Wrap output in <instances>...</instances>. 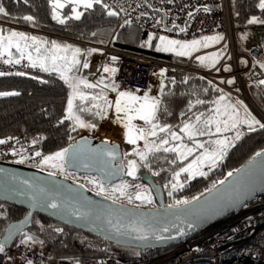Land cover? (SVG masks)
Instances as JSON below:
<instances>
[{
    "label": "snow or ice",
    "instance_id": "obj_1",
    "mask_svg": "<svg viewBox=\"0 0 264 264\" xmlns=\"http://www.w3.org/2000/svg\"><path fill=\"white\" fill-rule=\"evenodd\" d=\"M20 2L21 0H14V3L18 4ZM22 2L26 5L29 4V0H22ZM167 2L173 3L174 0H167ZM49 3L52 9V19L61 25L67 24L69 20H81L87 10H94L97 5L105 9L108 16L119 15L117 11L111 9L110 5L104 3V0H49ZM66 7L69 8L70 15L62 14L61 10ZM256 7L264 13V0H258ZM81 9L84 11H81ZM201 10L209 12L211 9L207 7L196 9L197 12ZM141 15L147 16L148 14L141 13ZM188 16L192 18L194 13L189 12ZM0 17L11 18L12 20L16 19L12 17V14L6 9L3 3H0ZM21 19L33 26L36 24L35 17L32 15H24ZM124 23L130 25L132 21L125 20ZM161 23L162 21L160 20L156 21L158 25ZM248 24L264 25V19L258 16H252L248 20ZM173 30L185 33L187 27H180V25L175 23H173L172 28L165 27V31ZM92 35L95 36L96 33L93 32ZM153 40H158V44L155 45L154 49L156 52L171 53L177 57L192 59L194 53L199 52L202 48L220 43L224 40V37L222 35H213L203 36L200 39L181 41L179 39H171L166 35L157 37L153 34L141 47H153ZM101 43L103 42L101 41ZM95 53L104 55L101 49L92 48L85 50L74 47L71 44H60L55 40L49 42L48 40H42L37 36L28 35L22 31L5 29L0 26V63L15 66L20 65L26 59L28 61L27 66L33 69L38 68L45 73L58 74L59 79L70 90L65 115L59 121L60 124H63L65 120L71 121L73 124L72 131H75L77 127L96 129L97 125L95 123L87 122L82 118L83 113L98 117L100 120L108 119L111 115L114 122L120 124L125 129V137L128 144L137 145L139 141H144L143 149L136 147L131 154L138 157L144 163V166L149 169H151L149 156L156 153L174 154L175 158L168 161L172 165H175L178 160L183 162L188 160L189 157L194 156V159L186 166L174 170L171 180L172 191L184 187V183L181 181L182 174H187L186 178L207 176V172L203 169L205 167L208 169L215 168L225 159L229 150L235 148L236 142L242 139L244 132L241 129L243 126H246L249 133L264 130V122L257 119L243 101L233 103L231 97L225 94L223 89L213 84L212 81H208V85L219 94L215 100L208 101L201 99L199 92L189 93L188 95L194 98L187 100L185 110L180 112L181 123L178 125L162 123V118L165 115H171L167 97L173 94L170 85L177 83L175 77L170 78V85L162 84L159 96L150 95L151 89L143 95L137 94L139 90L135 92L119 90V85L115 82V75L118 69L109 64H102L99 78L95 82H90L85 76L80 74L82 69L90 68V61L87 59L81 60V57H90ZM109 59L112 64L118 63L119 61V57L117 56H111ZM195 59L201 66L208 70L219 72L221 68L217 67V65H220L222 60H230L231 57L227 54L225 47L210 55L196 56ZM244 63L247 62L245 61ZM261 67H264V64ZM222 68L225 72L232 71L231 65L228 64L223 65ZM166 73L167 69H162L158 75L165 77ZM104 74H109L111 79H107ZM13 75L23 77L28 75V73L24 71H0V77ZM31 79L36 80L38 77L31 76ZM190 79L191 77L185 76L181 83L187 84ZM200 79L203 80L204 77ZM40 82L44 84L48 83L47 80L43 79ZM220 83L232 85L235 83V80H221ZM259 84L264 85V80H260ZM165 88H168L169 91L165 92ZM97 89L99 91H96ZM106 90L116 93V98L114 100L109 99ZM202 91L204 94H207L209 89L206 87ZM18 95L20 93L16 91H0V97ZM209 104L213 106L210 108L206 107ZM197 106H205L206 111H194ZM241 107L243 111H241ZM134 121H142L146 127L139 126ZM202 137H208V139L202 140L200 139ZM212 137H215V139ZM44 139L46 137L34 138L31 141V146L34 148ZM13 140L19 143L18 138L9 136L7 138H0V145L8 144ZM185 140L188 142L186 143ZM25 151L26 149L21 147L19 152L13 151L12 155L23 156ZM68 152L69 149L65 148L51 155L44 156L41 151L36 150L34 157H41L39 162V166L41 167L47 166L63 171ZM197 152L199 155H194ZM107 155L115 158L114 151H109ZM256 156L262 158L261 165L264 167V152H258ZM253 159L255 160V158ZM19 162L23 163L24 161L21 159ZM250 163L252 162L250 161ZM126 167L127 171L125 175L135 178L139 170L137 160H129ZM49 174L53 175L54 173ZM153 175H159V172L154 171ZM228 175L232 176L233 173L229 172ZM90 182L98 188V194L105 191L103 183H97L95 179ZM220 183L222 184L224 182L220 181ZM128 187V184H122L120 187L113 188L112 191L114 193L118 192L120 196H124L126 195V189ZM45 191L43 188L35 189L33 199H38L36 193H44ZM171 194L169 192V195ZM132 199L131 196L128 197L130 203ZM196 199L199 200V197H196ZM135 200L149 204L153 202L151 196L144 192H138L135 195ZM43 202L46 206L53 209L60 207L53 197H48ZM189 203L190 201L188 200H176L170 207L187 206ZM73 215H76V213H73ZM189 226L193 227L194 225ZM15 231H21V229L17 228ZM56 231L62 232L63 229H56ZM117 231L119 230L117 229ZM162 231H167V229H163ZM180 235H184V232L181 231ZM10 238L11 233L8 239ZM136 238L146 239L147 237L140 236ZM167 238L172 239L173 237ZM8 239L0 242V253H5ZM157 239H165V237L159 236ZM20 243L25 245L39 243L43 245L44 241L25 234V238ZM9 259L11 258L9 257ZM26 264H33V261L28 259Z\"/></svg>",
    "mask_w": 264,
    "mask_h": 264
},
{
    "label": "built area",
    "instance_id": "obj_2",
    "mask_svg": "<svg viewBox=\"0 0 264 264\" xmlns=\"http://www.w3.org/2000/svg\"><path fill=\"white\" fill-rule=\"evenodd\" d=\"M104 3L119 13L123 25L137 28L150 36L166 35L171 39L188 41L203 36L222 35L224 40L217 49L226 47L227 54L231 57L230 60H222L220 65H217L221 70L216 72L193 67L194 57L186 65H180L167 59L119 49L113 41L91 43L59 38L85 50L101 49L104 55H93L99 58L101 64H109L118 69L115 78L121 89L134 92L139 90V93L144 94L152 89L155 76L162 69H167L164 78L169 80L171 77L177 80L180 73H185L186 76L196 77L207 84L212 81L231 97L233 103L243 101L251 113L264 122V111L251 94V89L255 88L264 98V85L259 84L263 79L257 72V67L264 64V25L241 27L240 18L234 12L233 0H174L173 3H168L167 0H104ZM204 7L211 10L196 11L197 8ZM189 12L194 13L192 18L188 16ZM141 13L148 15L142 16ZM125 20H131L132 23L127 25ZM158 20L162 21L159 25L156 24ZM173 23L187 27V31H165V27L172 28ZM0 26L45 36L43 33L2 21ZM111 56L119 57L118 63L112 64L109 59ZM245 61L247 63H244ZM225 64L231 65V72L223 71L222 66ZM27 65L28 61L15 66L0 63V71H24L28 75L43 72ZM201 77L204 79H200ZM229 79L235 80V83H220L221 80ZM241 130L245 133L247 128L243 126ZM16 138L19 143L13 140L0 145V162L44 170L39 166L41 157H34L36 150L46 156L43 150L44 140L33 148V139ZM21 147L26 149L23 156L12 155L13 151L19 152ZM21 159L23 163L19 162ZM1 240L0 234V242ZM28 259H31L33 264H264V192L242 205L223 221L153 257H129L111 253L101 257L64 259L57 258L53 248L46 242L43 245L18 243L10 249H5V253H0V264H26Z\"/></svg>",
    "mask_w": 264,
    "mask_h": 264
},
{
    "label": "trees",
    "instance_id": "obj_3",
    "mask_svg": "<svg viewBox=\"0 0 264 264\" xmlns=\"http://www.w3.org/2000/svg\"><path fill=\"white\" fill-rule=\"evenodd\" d=\"M257 2L258 0H233L234 12L240 18L241 27L250 26L251 24H248V20L252 16L264 19V13L256 7ZM0 3H3L12 14V17L16 18L12 20L11 18L0 17V21L43 33L45 36L22 31L49 42L55 40L60 44H71L74 47L84 49L79 45L59 38L91 43L113 41L119 49L149 57L167 59L180 65L186 64L188 60L173 54L156 52L154 49L155 45L158 44V40L152 41L153 47L151 48L141 47L149 39L150 35L137 28L123 25L119 16H108L106 10L98 5L95 6L94 10H87L81 20H69L67 24L61 25L52 19V9L49 0H29L27 5L22 0L18 4L14 3V0H0ZM82 11L84 10L82 9ZM61 12L64 15L71 14L67 7ZM24 15L34 16L35 26L24 22L21 19ZM2 27L12 29L6 26ZM12 30L19 31L17 29ZM93 32L96 33L95 36L92 35ZM31 76H36L38 79L33 80ZM184 77L185 73H180L175 85H170V81L167 79L166 85H170L173 93L167 97L171 115H165L162 118V123L172 125L181 123L180 112L185 110L187 100L194 98L188 95L189 93L199 92L200 98L208 101L215 100L219 95L208 84L196 77L191 78L187 84L181 83ZM41 79L47 80L48 83H41ZM206 87L209 91L204 94L202 89ZM0 91H16L20 93L18 96L0 97V138L9 136L14 138L27 137L30 139L38 136L46 137L43 143V150L47 156L68 148L73 141L84 135L85 130L82 128L77 127L75 131H72L73 124L71 121L65 120L63 124L59 123L65 115L70 90L59 79L58 74L42 72L41 74L23 77L15 75L0 77ZM168 91L169 89L165 88V92ZM251 94L264 111V99L254 88L251 90ZM212 106L209 104L206 107L210 108ZM206 107L197 106L194 111H206ZM212 138L215 139V137ZM202 139L206 140L208 137H203ZM185 141L186 143L188 142L187 140ZM135 148L136 146L128 144L123 146L125 164L129 160L136 159L139 170L148 174L156 184L163 187L167 204L173 205L176 200L192 201L196 197L205 195L220 185V181L226 180L229 177V172L233 173L252 160L256 153L264 151V130L251 133L246 131L242 139L236 142V147L229 150L228 155L220 163L219 168L208 172L207 176L186 178L187 174H182L181 181L184 183V187L177 191H172L171 189L172 174L174 170H178L180 167L190 163L194 156L189 157L185 162L178 160L175 165H172L168 161L175 158L174 154L156 153L149 156L151 162V169H149L144 166V163L138 157L131 154ZM194 155H199V153L197 152ZM154 171L159 172V175H153ZM140 182L143 181L140 180ZM169 192L172 194L169 195ZM151 207H156V201L152 206H149V208ZM27 213L28 210L26 209L0 201V234L3 235L10 223L21 220ZM56 229H63V231L57 232ZM25 234H31L33 237L48 243L53 248L55 256L64 259L101 257L111 253H119L129 257H153L166 250H149L146 255H142L136 249H129L131 252H128L125 248L113 245L95 235L59 224L41 214H35L33 227ZM25 234L15 244L20 243L25 238Z\"/></svg>",
    "mask_w": 264,
    "mask_h": 264
},
{
    "label": "water",
    "instance_id": "obj_4",
    "mask_svg": "<svg viewBox=\"0 0 264 264\" xmlns=\"http://www.w3.org/2000/svg\"><path fill=\"white\" fill-rule=\"evenodd\" d=\"M106 142L86 134L77 138L67 148L66 169L73 174L96 176L107 186L128 179L142 180L151 189L156 207L117 202L62 175H50L52 172L0 162V201L28 210L24 218L7 226L1 242L8 239L10 233L11 238L5 249H10L32 229L35 214H41L64 226L146 255L149 250L169 249L190 239L223 221L264 192L262 158L255 156V160H250L252 163L249 161L234 171L224 183L199 197V200H192L187 206L170 207L163 187L148 174L139 170L135 178L125 175L127 164L122 144ZM109 151L115 152V158L107 155ZM37 188L46 191L36 193L38 199H33ZM48 197L55 198L60 207L53 209L46 206L43 201ZM17 228L21 231H15ZM181 231L184 235H180ZM140 236L147 238H136ZM159 236L165 239H157Z\"/></svg>",
    "mask_w": 264,
    "mask_h": 264
},
{
    "label": "crops",
    "instance_id": "obj_5",
    "mask_svg": "<svg viewBox=\"0 0 264 264\" xmlns=\"http://www.w3.org/2000/svg\"><path fill=\"white\" fill-rule=\"evenodd\" d=\"M214 47L208 48L207 50L202 49L199 51V53H194L193 57L195 58L196 56H200V55H210L212 53H215V52L221 50V49H217L218 46L215 48ZM16 55L18 56V54H16ZM184 58H187V57H184ZM84 59L89 60L91 66L89 69H82L80 74L85 76L90 82H95L101 74L100 68H101L102 64H101L99 58L97 56H94V55H92L90 57H81V60H84ZM187 59L188 60H187L186 64L190 60L189 58H187ZM186 64H183V65H186ZM193 67L199 68V69H207V68L201 66L198 63V61H196V59L194 60ZM257 71H258V73L263 75L260 77L264 80V67H261V66L257 67ZM104 75L107 79H111L109 74H104ZM115 82H116V78H115ZM202 82H204V81H202ZM166 83H167V79H165V78L164 79H156L155 84L153 85L151 92L149 94L153 95V96H159L160 95V88H161L162 84L166 85ZM119 90L131 91V90H126V89H121L120 86H119ZM85 91H91V90H85ZM96 91H99V89H97ZM137 94L143 95L142 93H139V92H137ZM107 95H108L109 99H111V100H114L116 98V93H114V92L107 91ZM82 118L85 119L87 122L95 123L97 125L96 129L82 128L85 130L84 134L89 135L90 137H94V138H101L102 140L110 142V143L118 142V143H121L122 146H124L125 144H128L126 141V137H125V129L120 124L115 123L113 118L111 117V115H110V118H108V119L100 120L98 117H93L88 113H83ZM134 123L139 125V126L146 127L145 125H143L142 121H134ZM128 145H131V144H128ZM131 146H136V147L142 148V147H144V141L141 140L138 142L137 145H131ZM185 161H187V160H185ZM185 161H183V162H185ZM220 163L215 168H212V169L206 168L204 171L207 173L211 172L214 169L219 168Z\"/></svg>",
    "mask_w": 264,
    "mask_h": 264
},
{
    "label": "rangeland",
    "instance_id": "obj_6",
    "mask_svg": "<svg viewBox=\"0 0 264 264\" xmlns=\"http://www.w3.org/2000/svg\"><path fill=\"white\" fill-rule=\"evenodd\" d=\"M81 11H82V9H81ZM220 43H217V44H214V45H211V46H209L207 48H202V49H206L207 50L208 48H212L214 46L215 47H217V46L219 47ZM197 53H199V52H197ZM166 54H171V53H166ZM159 73L160 72H158L157 75L155 76V80L156 79H164V77H160L158 75ZM260 76H263V75L260 74ZM257 93L260 95L259 92H257ZM202 140H204V139H202ZM140 149H142V148H140ZM43 168H44V170H46L48 172H52V173L67 177V178H69L71 180L78 181L79 183L84 184L85 186H87L88 188H90L91 190H93V191H95L97 193L99 191L98 188L94 184H92L90 181L95 179L97 181V183H102L101 180L98 177H96V176L78 175V174H73V173L69 172L66 169L65 164H64L63 171L58 170V169H54V168H51V167H47V166H44ZM206 168L207 167H205L203 170H205ZM197 177H199V176H197ZM122 184H128L129 185V187L126 189V195L120 196V194L118 192L114 193L112 191L113 188L120 187ZM103 186H104L105 191L103 193H101V195H105V196H107V197H109V198H111V199H113V200H115L117 202H121V203H125V204H131V205L140 206V207H149V206H152L154 204V202H155L154 201V196H153V193H152L151 189L146 184H144L143 182H140V181H134V180H129L128 179V180H123V181H121V182H119V183H117L115 185L107 186V185L103 184ZM138 192H144V193L150 195L153 202L151 204H149V203H146V202L145 203H141V201L135 200V195ZM129 196H131L133 198L131 203L128 200ZM27 235H31V234H27ZM36 239H38V238H36ZM127 251L131 252L129 249H127Z\"/></svg>",
    "mask_w": 264,
    "mask_h": 264
}]
</instances>
